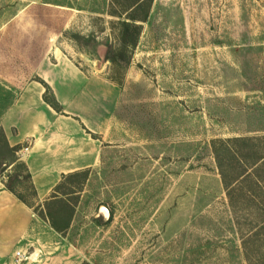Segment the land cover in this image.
<instances>
[{"label":"rangeland","instance_id":"1","mask_svg":"<svg viewBox=\"0 0 264 264\" xmlns=\"http://www.w3.org/2000/svg\"><path fill=\"white\" fill-rule=\"evenodd\" d=\"M109 4L0 0V109L2 87L41 81L37 64L57 48L102 77L112 120L103 164L61 176L75 214L62 232L2 147L0 177L19 176L0 212V264H264V0H152L125 67L106 58Z\"/></svg>","mask_w":264,"mask_h":264},{"label":"crops","instance_id":"2","mask_svg":"<svg viewBox=\"0 0 264 264\" xmlns=\"http://www.w3.org/2000/svg\"><path fill=\"white\" fill-rule=\"evenodd\" d=\"M53 56V63L41 59L37 64L35 75L43 83L29 79L18 92L10 85L2 87L10 100L0 109V130L5 138L2 147L10 151L8 147L29 142L28 149L18 157L29 172L40 202L53 193L62 173L100 167L105 161L106 149L111 146V115L105 111V97L97 96V88L104 84L102 77L81 69L57 48ZM44 83L59 103V111L43 99ZM101 100L103 109L100 104L96 105ZM12 160L7 165L12 166ZM5 182L0 177V212L8 211L5 206L12 201L15 204ZM83 228L79 227V233H83Z\"/></svg>","mask_w":264,"mask_h":264},{"label":"trees","instance_id":"3","mask_svg":"<svg viewBox=\"0 0 264 264\" xmlns=\"http://www.w3.org/2000/svg\"><path fill=\"white\" fill-rule=\"evenodd\" d=\"M152 0H110L108 13L119 17L118 20V38L117 44L113 48L112 52L106 58L111 60V63L115 66L125 67L130 61L131 50L137 43L138 37L141 32L142 22L147 21L150 13ZM119 82V81H118ZM120 83V82H119ZM44 86L48 89L49 87L44 83ZM43 99L49 103L52 107L58 110L57 101L55 99L47 100L46 96L43 95ZM238 140V138H236ZM5 143L3 132L0 130V151L1 147ZM21 145L15 147H8L11 153L16 154V150ZM218 156V155H215ZM217 158V157H216ZM217 158V164L220 161ZM13 166H15V159L12 160ZM21 164V163H19ZM83 171H72L67 174L62 173V177L70 178L81 174ZM19 174L15 173L10 175L8 180L5 182L7 189L12 191V179L18 177ZM13 177V178H12ZM12 178V179H11ZM63 180L57 183L53 188V193L44 200L41 207V214L47 217L50 225L59 232H62L69 225L70 218L73 213L72 204L67 203L64 195L66 191L61 190L63 187ZM66 215H63V212ZM88 264V263H87Z\"/></svg>","mask_w":264,"mask_h":264},{"label":"built area","instance_id":"4","mask_svg":"<svg viewBox=\"0 0 264 264\" xmlns=\"http://www.w3.org/2000/svg\"><path fill=\"white\" fill-rule=\"evenodd\" d=\"M28 145L29 144H22L17 150H16V155L18 156V155H20L21 154V152H23V151H26L27 149H28ZM23 251L22 250H20V249H18V250H16L15 251V255H17V257H22L23 256Z\"/></svg>","mask_w":264,"mask_h":264},{"label":"water","instance_id":"5","mask_svg":"<svg viewBox=\"0 0 264 264\" xmlns=\"http://www.w3.org/2000/svg\"><path fill=\"white\" fill-rule=\"evenodd\" d=\"M102 57H104L103 52H102ZM99 211L103 214L105 219L109 217V210L105 205L101 204L99 206Z\"/></svg>","mask_w":264,"mask_h":264}]
</instances>
